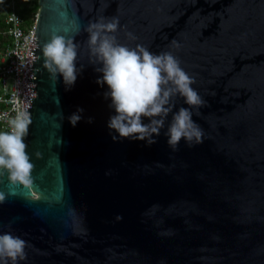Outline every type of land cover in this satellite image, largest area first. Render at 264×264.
I'll use <instances>...</instances> for the list:
<instances>
[{"label":"water","instance_id":"water-1","mask_svg":"<svg viewBox=\"0 0 264 264\" xmlns=\"http://www.w3.org/2000/svg\"><path fill=\"white\" fill-rule=\"evenodd\" d=\"M39 6L25 77L33 185L0 176V235L27 242L18 264H264V0ZM100 17L119 19V43L179 59L206 102L200 115L191 109L202 144L182 140L173 152L171 114L152 147L113 142L109 89L97 83L102 65L90 62L85 30ZM54 34L79 48L71 90L44 68ZM181 107L191 106L177 97Z\"/></svg>","mask_w":264,"mask_h":264},{"label":"clouds","instance_id":"clouds-1","mask_svg":"<svg viewBox=\"0 0 264 264\" xmlns=\"http://www.w3.org/2000/svg\"><path fill=\"white\" fill-rule=\"evenodd\" d=\"M119 27L117 17H100L89 22L85 29L89 37L90 62L102 65L96 69L102 73V79L97 83L101 87L107 84L109 91L104 96L111 99L109 107L115 113L107 124L113 142L119 138V141H139L152 147L158 143L154 137L161 135L171 114L172 120L164 135L173 152L179 150L182 140L190 148L202 144L205 134L194 122L191 109L200 115L199 109L205 107L206 102L192 87L196 81L182 69L181 62L171 52L154 54L141 45L130 48L119 43L116 35ZM128 36L134 39L131 33ZM78 50L74 40L62 35H52L43 45L44 68L53 79L62 76L66 90H71L77 80ZM177 97L183 98L184 103L191 107H181L174 112ZM82 112L83 109L77 110V113ZM81 119L80 114H73L69 122L75 127ZM145 119L149 123L145 124ZM93 122L89 118L88 123ZM8 124L7 130H0V176L6 174L14 185L31 188L35 165L25 142L31 120L25 112ZM36 156L42 158L40 153ZM5 199V195L0 193V203ZM26 246V241L11 233L0 235V262L18 264V261L25 260Z\"/></svg>","mask_w":264,"mask_h":264},{"label":"built area","instance_id":"built-area-1","mask_svg":"<svg viewBox=\"0 0 264 264\" xmlns=\"http://www.w3.org/2000/svg\"><path fill=\"white\" fill-rule=\"evenodd\" d=\"M15 4L12 0L11 12L5 20L8 29L1 32L9 43L0 51V130H7L11 119L25 113V77L37 27V17L31 27L25 26Z\"/></svg>","mask_w":264,"mask_h":264},{"label":"trees","instance_id":"trees-1","mask_svg":"<svg viewBox=\"0 0 264 264\" xmlns=\"http://www.w3.org/2000/svg\"><path fill=\"white\" fill-rule=\"evenodd\" d=\"M16 11L24 20L26 27H31L39 14V0H15ZM12 0H0V51L8 45L9 40L1 32L6 31V16L11 12Z\"/></svg>","mask_w":264,"mask_h":264}]
</instances>
